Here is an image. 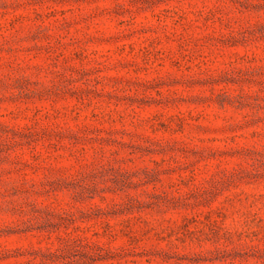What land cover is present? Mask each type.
<instances>
[{"label":"rangeland","instance_id":"rangeland-1","mask_svg":"<svg viewBox=\"0 0 264 264\" xmlns=\"http://www.w3.org/2000/svg\"><path fill=\"white\" fill-rule=\"evenodd\" d=\"M0 264H264V0H0Z\"/></svg>","mask_w":264,"mask_h":264}]
</instances>
